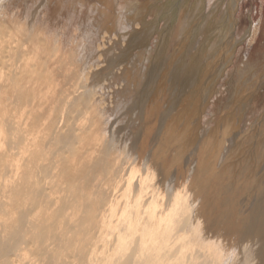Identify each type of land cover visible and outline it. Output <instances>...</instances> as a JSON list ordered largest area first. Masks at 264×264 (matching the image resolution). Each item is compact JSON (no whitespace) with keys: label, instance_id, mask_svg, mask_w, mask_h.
<instances>
[{"label":"bare ground","instance_id":"1","mask_svg":"<svg viewBox=\"0 0 264 264\" xmlns=\"http://www.w3.org/2000/svg\"><path fill=\"white\" fill-rule=\"evenodd\" d=\"M222 2L0 0V264H264L263 57L216 96L259 23Z\"/></svg>","mask_w":264,"mask_h":264},{"label":"rangeland","instance_id":"2","mask_svg":"<svg viewBox=\"0 0 264 264\" xmlns=\"http://www.w3.org/2000/svg\"><path fill=\"white\" fill-rule=\"evenodd\" d=\"M241 5L239 4V10L237 13L234 15L235 19V30L232 32V38H238L242 36L245 32L246 29H251L254 24L257 22L259 23V34L256 37L255 42L249 43L247 41H243L242 43L239 44V46L236 48L235 52L233 55H230L231 57V62L228 65L227 69L224 72L223 77H219V81L217 82V87L219 88V95L217 93V100H226L233 91L232 83L234 86V79L237 80V77L239 76V71L242 69L243 66L249 63V58H252L254 60L255 58L257 59H264V0H239ZM219 2V1H218ZM225 3L222 2L221 8ZM224 10L221 9L219 12H223ZM218 16V15H216ZM162 21H160L161 23ZM225 28H228V24L224 25ZM221 28V30H220ZM225 28L218 27L216 31L219 30L223 31ZM223 29V30H222ZM227 32L224 33V36L226 35ZM156 35V34H155ZM153 36L150 40L151 46L154 45L155 43V38L156 36ZM234 35V36H233ZM230 39V40H231ZM245 60V61H244ZM246 62V63H245ZM245 64V65H243ZM256 71V70H255ZM252 72V71H251ZM264 73V70H263ZM256 74V73H250V75ZM263 76V77H262ZM261 82H263L259 85L258 91L261 96H264V75H262ZM233 78V80H232ZM226 79V80H224ZM231 83V84H230ZM229 85V86H228ZM226 86V87H225ZM224 88V89H223ZM223 91L225 93H223ZM216 100V98L214 99ZM214 102V103H213ZM212 104L209 105L210 112L211 111H219V107L215 106L216 101H213ZM257 105L251 106L247 111L245 115V119L249 121L254 120L255 116L260 113L263 110V101H257ZM219 105V104H218ZM220 112V111H219Z\"/></svg>","mask_w":264,"mask_h":264}]
</instances>
